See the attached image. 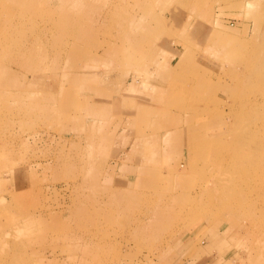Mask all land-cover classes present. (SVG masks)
<instances>
[{
  "label": "rangeland",
  "instance_id": "obj_1",
  "mask_svg": "<svg viewBox=\"0 0 264 264\" xmlns=\"http://www.w3.org/2000/svg\"><path fill=\"white\" fill-rule=\"evenodd\" d=\"M113 1L161 32L21 67L59 4L0 0V264H264V0Z\"/></svg>",
  "mask_w": 264,
  "mask_h": 264
},
{
  "label": "bare ground",
  "instance_id": "obj_2",
  "mask_svg": "<svg viewBox=\"0 0 264 264\" xmlns=\"http://www.w3.org/2000/svg\"><path fill=\"white\" fill-rule=\"evenodd\" d=\"M21 1L26 2L29 0H21ZM195 1L201 2L202 0H195ZM55 2H56L55 4H57V3L59 4L58 8H56L54 6H50V9H51L50 15L51 16H49V18L46 19V21L49 22V24L51 25L52 28L49 27V29L44 30V32L42 33L44 35V40L41 41L43 43V45H42L43 49L42 50L40 49V51H37L35 54V52L32 51L33 47H35L39 43L31 42L30 44H27L24 41L23 43L18 45V48H19L18 51H20L19 65L21 67L26 65L25 64V57L27 55H31L32 57L35 56L39 60L48 59L50 57L51 60L55 61V62H57L58 59H60L64 56V53L67 51L68 48L65 51L63 45H67L68 42L64 41V39L61 37V35L58 31L54 32L55 29L56 30L57 29L65 30L69 34H70V31L76 29L78 34L76 35V37L72 38L73 42H76L77 44L82 43L86 47L90 46V48H93V47H95L93 45L94 44L93 41L95 38H97V36L99 35L100 32L104 31L106 28L108 30H113L116 28L119 31L118 41L120 42V44L116 45L117 46L116 48H117V52H120V50L121 51H129L130 48H134L135 46H138V44H141L142 39H140L139 37L142 33H145V31H147V33L148 32H154V33L161 32V25H163L161 20L158 21L159 25H156V27H154L153 24L147 23L143 19H140V20H138L139 22L140 21L144 22L143 26L141 27L142 29L141 28L140 29H134L133 25L131 27H128V25H127L128 21L132 17L128 16L129 15L128 13L126 15L122 16L121 15L122 5L117 4L113 0H111V1H108V0L100 1V0H98L96 2H94V1L90 2L89 0H55ZM135 4H137V6H140V5L143 6V4H140L139 0H137L135 2ZM148 7H151V6L148 5ZM31 9H32V7L29 8V10H31ZM80 10L84 11V14H86L88 19L76 20L78 18V14H79ZM143 12L144 11H142V13ZM202 15L205 17V19L208 17L207 13H205V14L203 13ZM92 16L95 17L93 21L89 20L90 17H92ZM47 31H49V33ZM50 32H51V34H50ZM211 36L218 37L217 35H211ZM39 38L41 40V37H39ZM210 41H211V38H210ZM218 44H220V43L218 42ZM62 51H65V52L63 53ZM41 98H42V100H45V99H43L44 97L41 96ZM49 98H50V96H49ZM50 99H52V97ZM42 100H40V101H42ZM175 101L176 100H173L172 105H173V103H175ZM251 103L253 105L256 102L254 100ZM44 107H45V110L48 108L46 106H44ZM261 118L262 117L257 116V115H254L253 117H251V121H252L251 128L253 127L255 130L256 126H257L256 125L257 122H255V121H257V120L260 121ZM261 144L262 145L264 144V142L262 140L260 141V145ZM71 212L74 214V211H71ZM50 217H52V216H50ZM53 217H54V215H53ZM188 217H186V218H188ZM74 225H76V224H74ZM147 226L148 225H145V227H144L142 222H139V224L137 225L138 231L140 230V231L146 232V230L149 229L151 227V225L149 228ZM143 227L144 228L147 227V228L143 229ZM80 229H81V227H80ZM65 230H64V232H65ZM67 230H68V227H67ZM81 233H83V232L81 231ZM83 235H86V234H83ZM70 237H73V236L70 235ZM79 237H78V239H79ZM29 240H31V239H29ZM29 240H28V244H31V243H29ZM39 240H40V238H39ZM76 240H77V238H76ZM76 240L74 238L73 242L74 241L76 242ZM79 240H83V243L85 244L86 240H89L90 242H92L93 238H91L90 236H84L83 238L81 237V239H79ZM31 242L35 243L34 241H31ZM60 242H62V241L60 240ZM85 248H86V245H85Z\"/></svg>",
  "mask_w": 264,
  "mask_h": 264
}]
</instances>
